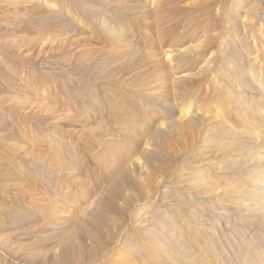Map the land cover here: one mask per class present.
<instances>
[{
  "label": "rangeland",
  "instance_id": "rangeland-1",
  "mask_svg": "<svg viewBox=\"0 0 264 264\" xmlns=\"http://www.w3.org/2000/svg\"><path fill=\"white\" fill-rule=\"evenodd\" d=\"M0 264H264V0H0Z\"/></svg>",
  "mask_w": 264,
  "mask_h": 264
}]
</instances>
